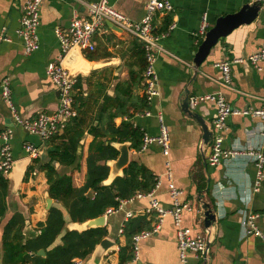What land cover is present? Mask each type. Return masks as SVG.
Masks as SVG:
<instances>
[{
  "label": "crops",
  "instance_id": "0c3cea01",
  "mask_svg": "<svg viewBox=\"0 0 264 264\" xmlns=\"http://www.w3.org/2000/svg\"><path fill=\"white\" fill-rule=\"evenodd\" d=\"M96 1L98 0H43L36 35L38 48L32 54L24 55L23 43L17 30L22 8L27 0H0V80H8L12 104L20 118L31 119L41 112L49 115L57 109L58 92L46 74L48 64L58 61L61 56L55 30L65 29L74 14L89 18L82 2ZM146 1L107 0L113 9L131 22L142 20ZM168 1L172 10L157 14L153 20L155 34L163 35L158 41L163 52L158 54L154 63L158 95L149 104L147 111L135 113L130 120H126L122 112L133 102V98L128 99L116 91L117 85L129 81L131 70H138L139 44L130 35L115 33L105 25L93 38L94 52L83 54V59L95 70H87L89 65L86 64V69L76 73V81L81 78L84 96L88 92L97 93L100 90L101 94L95 95L97 108L101 104L107 105L106 111L116 113V126L129 123L143 135L155 136L158 133L156 116H162L169 133L168 161L172 181L182 192L180 201L188 203L191 208L183 213L182 226L190 230L192 237H209L205 261L188 253L182 263L177 251L173 219L166 216L156 233L137 243L138 260L128 264H264V179L253 191L255 167L253 160L246 155V152L254 151L263 143L259 121L247 116H230L226 121L222 149L237 154L225 158L218 167H211L208 158L212 141L207 145L203 144L200 126L180 106L187 89L189 97L220 92L226 103L236 110L260 107L264 95V62L260 64V72L247 62L232 63V81L229 88L222 86L223 77L215 64L245 59L260 50L264 42V8L260 5L258 16L252 23L242 25L220 39L200 68L194 71L192 60L203 39L199 35L203 17L205 16L208 25L206 33L217 18L233 14L242 5L251 4L253 0ZM88 55L92 59H88ZM132 94L133 97H143L141 82ZM103 96H107V104H103ZM116 98L125 105L117 108L114 102ZM146 112L150 115L145 116ZM194 112L211 130L215 116L213 103H203ZM3 130L11 131V154L13 160L20 162L21 166L20 170L12 171L8 179L7 211L0 223V264L2 228L12 215L21 214L24 219L22 235L31 239L38 235L39 225L45 223L49 211L46 199L48 185L44 173L36 169L23 180L24 172L32 163L24 146L32 144L43 147L45 143L16 124L0 94V131ZM92 139V136L85 134L77 151L76 163L71 167L58 168L60 174L71 176L75 188L82 187L85 182L87 150ZM39 160L46 161L47 158L44 156ZM131 161L142 164L157 177L159 184L154 188L153 196L163 208H170L164 165L166 158L162 156L160 148L150 145L141 153L130 149ZM107 180L103 185L111 184ZM86 196L93 197V194L89 192ZM149 201L146 196H133L120 201L119 205L121 202L122 204L115 212L106 215L107 210L115 209L109 208L105 211V238L112 240L116 249L104 256L99 264H118L119 248L125 246L123 228L127 220L144 216L150 222V227L153 226L156 222L155 216L141 214L149 207ZM203 204H208L215 214V221L208 228L204 223ZM52 206L59 207L66 214V210L51 199L50 208ZM128 213L132 216L127 219ZM249 215H258L255 223L262 237L244 234L242 223ZM65 218L64 229L70 231L68 215ZM87 259L82 260V264ZM75 260L81 259L73 261Z\"/></svg>",
  "mask_w": 264,
  "mask_h": 264
},
{
  "label": "trees",
  "instance_id": "16d2710c",
  "mask_svg": "<svg viewBox=\"0 0 264 264\" xmlns=\"http://www.w3.org/2000/svg\"><path fill=\"white\" fill-rule=\"evenodd\" d=\"M138 44V70H131L129 81L117 85L116 88L122 96L133 98V102L122 112L126 120H130L135 113L149 109L144 95L140 98L133 97L132 94L140 82L142 84L145 69L144 52L141 44ZM87 58L92 59L90 55ZM100 94L98 90L97 93L88 92L84 96L81 78L77 79L73 95L76 116L65 124L60 133L45 142L47 160L42 161L39 158L33 160L24 175L25 180L36 169L42 171L46 177L49 197L60 204L66 210V214L59 207L52 206L45 223L39 225L38 235L27 239L22 235L24 219L21 214L14 213L2 228V264H71L74 259L85 260L95 246L106 237V229L103 227L83 232L66 231L65 217L68 215L71 223L82 224L103 216L109 208L116 209L120 201L128 200L136 194H148L154 189L157 177L136 161L129 163L121 177H116L108 186L103 185L109 175L108 162L118 156L114 145L129 143L130 149L138 151L143 133L129 123L116 126L114 122L116 113L106 111L107 105L101 104L97 108L98 101L95 95ZM107 102V96H103V104ZM114 102L117 108L125 105L117 98ZM85 134L92 136L93 139L87 150L85 182L82 187L75 188L71 176L60 174L58 168L71 167L76 163L77 151ZM55 163L58 167H55ZM8 189L9 181L0 173V223L7 211ZM89 192L93 197L86 196ZM151 229L150 222L144 216L126 221L123 228L125 246L119 248L118 264L133 262V236ZM40 250L44 251L43 256L36 255Z\"/></svg>",
  "mask_w": 264,
  "mask_h": 264
},
{
  "label": "built area",
  "instance_id": "2783aa9c",
  "mask_svg": "<svg viewBox=\"0 0 264 264\" xmlns=\"http://www.w3.org/2000/svg\"><path fill=\"white\" fill-rule=\"evenodd\" d=\"M43 0H27L22 8V15L19 21V28L17 34L23 43L24 55H30L38 48L37 29L39 27V11ZM260 5L264 8V0H259ZM83 7L87 11L89 18H84L74 14L70 19L68 26L63 29H56L55 35L59 41L61 56L58 61L51 62L46 67V74L56 91L58 92V107L52 114L41 112L31 119H22L17 113L12 104L10 84L6 78L0 80V94L3 102L10 110L16 124L22 128L25 132L37 136L42 143L47 142L52 136L60 133L64 128L66 122L70 121L76 116V110L74 108L73 91L74 84L76 82V75L70 74L66 69L62 67V60L66 54L77 48L82 54H89L94 52L95 43L94 36L100 32L107 23H111L121 30L137 40L141 44L144 52L145 69L143 71L142 81V93L146 98L148 104L158 95L157 90V77L154 71V63L158 54L162 53L158 41L163 35H156L153 27V20L157 14H163L172 10L168 0H147L145 4V15L139 22H131L121 13L113 9L107 2V0H98L96 2H82ZM208 25L205 21V16L201 22L199 35L203 38ZM247 62L256 71H262L260 64L264 62V42L262 43L260 50L248 56L245 59H236L232 62H219L215 64V67L222 74V86L229 88L232 76L230 73V65L232 63H244ZM264 89V88H263ZM203 103H213L215 107V116L212 120V139L210 146V154L208 158V164L211 167H218L221 162L228 156H233L237 153L232 151H223L222 142L223 134L226 131V121L230 116L239 115L255 118L260 124V136L263 139V143L254 151L246 152V155L253 160L255 167V177L252 184V189L255 191L260 182L264 179L263 167H264V95L261 99V105L257 109H245L236 110L232 109L228 103H226L224 97L220 92H214L209 94H203L199 96L188 97V108L191 112H194L198 106ZM145 116L150 114L146 112ZM158 122V133L155 136H148L146 134L142 137V144L138 153L143 152L148 146L156 145L160 148L161 154L166 161L164 163L166 167L165 176L168 181V193L171 200V206L168 209L163 208L159 201L154 198V189L146 194H136L135 197L146 196L150 199L149 207L144 210L143 215L155 216L156 222L153 224L152 229L149 231H142L139 234L133 236L132 243L134 247V260L136 262L137 255V243L147 238L148 236L156 233L160 224L166 216H170L173 219L175 227L177 251L180 261L183 263L186 260L187 254L192 253L196 258L205 261L208 253L209 237L202 238L201 236L192 237L190 230L182 226V215L184 212L191 210L188 203H182L180 196L182 192L177 189L172 181L170 163L168 161L169 156V133L161 115L156 116ZM11 131H0V173L3 176L7 175L12 170L13 160L10 149ZM40 147H35L32 144L24 146V150L32 161L40 158ZM158 182L154 188H157ZM122 202L118 206L120 208ZM115 210H107L106 215H109ZM131 213L126 214V218H130ZM258 215H249L242 223V228L245 235H253L262 237L260 231L256 227L255 220ZM122 232V231H120ZM71 264H82V260H75Z\"/></svg>",
  "mask_w": 264,
  "mask_h": 264
},
{
  "label": "water",
  "instance_id": "95a60500",
  "mask_svg": "<svg viewBox=\"0 0 264 264\" xmlns=\"http://www.w3.org/2000/svg\"><path fill=\"white\" fill-rule=\"evenodd\" d=\"M260 9L259 0H253L251 4L242 5L238 11L233 14H227L225 16L219 17L215 20L214 25L207 30L205 33L200 45L197 48V51L193 55L192 67L194 71H197L201 64L206 60L210 51L217 45L220 39L227 37L231 32L235 29L239 28L242 25H248L252 23L258 16ZM113 32L121 33V30L114 26L111 23L106 24ZM83 54L77 48L70 50L62 61V67L66 69L70 74L76 75V73L81 72L79 67L82 65H89L88 69L92 68L95 70L93 66H91L86 60L83 59ZM195 74V73H194ZM188 90H185V96L182 99L180 106L184 113L190 116L192 119L196 121V123L200 126L202 130V142L204 145H207L209 141L212 139V132L208 129L205 122L202 118L195 112H191L188 108ZM116 150L118 151V156L115 160L108 162L109 167V175L108 180L110 183L116 178L121 177L123 170L127 168L130 163V145L129 143L117 144L115 145ZM40 159H43L45 154V147H40L39 149ZM55 167L58 165L55 163ZM21 163L16 162L13 164L12 170L7 175V179H9L12 171L20 170ZM28 168V167H27ZM26 172V171H25ZM24 172V175H25ZM24 180V176H23ZM47 205L48 210L51 206V199L47 195ZM202 209L204 211V223L205 227L208 228L211 226V223L215 221V214L212 212L208 204H203ZM105 223V217L100 216L96 219L89 220L82 224H74L69 223L68 230H75L78 232H83L91 228H103ZM116 249V244L107 238H103L94 248L93 252L86 260L84 264H99L104 256H106L111 250ZM36 255H44V251L40 250L36 253Z\"/></svg>",
  "mask_w": 264,
  "mask_h": 264
},
{
  "label": "bare ground",
  "instance_id": "6f19581e",
  "mask_svg": "<svg viewBox=\"0 0 264 264\" xmlns=\"http://www.w3.org/2000/svg\"><path fill=\"white\" fill-rule=\"evenodd\" d=\"M83 69H86V64L79 67V70L82 72ZM110 182V180H107V183Z\"/></svg>",
  "mask_w": 264,
  "mask_h": 264
},
{
  "label": "rangeland",
  "instance_id": "374dc122",
  "mask_svg": "<svg viewBox=\"0 0 264 264\" xmlns=\"http://www.w3.org/2000/svg\"><path fill=\"white\" fill-rule=\"evenodd\" d=\"M132 157H134V156L132 155Z\"/></svg>",
  "mask_w": 264,
  "mask_h": 264
}]
</instances>
